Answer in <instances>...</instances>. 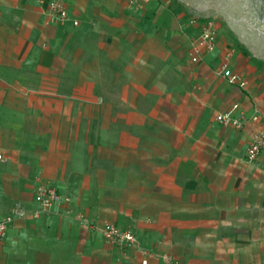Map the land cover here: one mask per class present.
Listing matches in <instances>:
<instances>
[{"label":"crops","instance_id":"obj_1","mask_svg":"<svg viewBox=\"0 0 264 264\" xmlns=\"http://www.w3.org/2000/svg\"><path fill=\"white\" fill-rule=\"evenodd\" d=\"M64 1L59 23L48 0L0 1V216L26 212L0 264H264V151L245 157L261 121L214 120L263 109L249 62L229 58L244 88L217 72L219 39L191 62L184 0ZM40 182L60 195L48 210ZM104 223L136 243L107 244Z\"/></svg>","mask_w":264,"mask_h":264},{"label":"built area","instance_id":"obj_2","mask_svg":"<svg viewBox=\"0 0 264 264\" xmlns=\"http://www.w3.org/2000/svg\"><path fill=\"white\" fill-rule=\"evenodd\" d=\"M151 1L155 0H129L131 4L137 6ZM46 12L49 20L52 22L59 23L64 21L67 18L65 1L48 0ZM193 21L197 20L193 18ZM73 24H77V21H74ZM216 35L217 27L212 19L207 18L203 21H198L197 34L190 42L188 52L191 62L196 63L200 60L203 53L214 51L216 47ZM229 58L230 53L227 52L219 63L217 72L225 77L229 83L235 84L240 88H244L247 85V80L241 75V73L233 71L229 67ZM214 120L219 125L230 126L235 129L242 128L244 124L249 121L251 123L261 121L258 125L255 124L254 130L250 134L245 157L248 161H252L264 151V106L262 110L255 106L251 116L248 117L240 104L238 102H234L227 110L216 113ZM32 193L35 202L42 210H48L53 204L60 200V195L56 191L55 187L49 183L40 182L33 188ZM25 216L26 212L19 204L11 205L8 212L5 215L0 216V245L5 239L7 228L13 218ZM31 216L37 217L38 210L33 211ZM80 217L83 219L81 215ZM101 233L107 244L121 249L128 248L136 243L133 231L130 229L120 228L112 223H104L101 227ZM142 263L146 264V259H143Z\"/></svg>","mask_w":264,"mask_h":264},{"label":"rangeland","instance_id":"obj_3","mask_svg":"<svg viewBox=\"0 0 264 264\" xmlns=\"http://www.w3.org/2000/svg\"><path fill=\"white\" fill-rule=\"evenodd\" d=\"M197 21L210 18L226 53L241 55L264 86V0H184Z\"/></svg>","mask_w":264,"mask_h":264}]
</instances>
